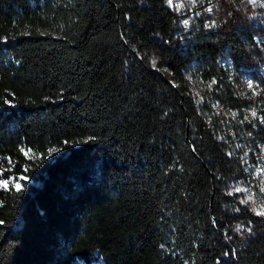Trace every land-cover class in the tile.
<instances>
[{
  "label": "trees",
  "instance_id": "trees-1",
  "mask_svg": "<svg viewBox=\"0 0 264 264\" xmlns=\"http://www.w3.org/2000/svg\"><path fill=\"white\" fill-rule=\"evenodd\" d=\"M229 11L176 39L165 0H0V264H264L225 191L233 139L264 143V32Z\"/></svg>",
  "mask_w": 264,
  "mask_h": 264
},
{
  "label": "rangeland",
  "instance_id": "rangeland-1",
  "mask_svg": "<svg viewBox=\"0 0 264 264\" xmlns=\"http://www.w3.org/2000/svg\"><path fill=\"white\" fill-rule=\"evenodd\" d=\"M237 1L241 3L239 9ZM165 2L174 16L175 24L180 29L178 33L181 34L176 35V39L180 38L179 35L182 37L183 34L187 33L193 20L206 18V24L213 23L221 14H225L230 10L225 21L229 20L231 22L238 15L237 12L240 9L243 11L244 24L248 28L251 27L264 32V0H172L171 4L168 0H165ZM185 20L188 21L187 26L184 24ZM143 57L146 66L158 67V50H149L144 53ZM249 81L252 82L251 88L248 86ZM241 82L245 86L242 87L241 94L244 95L250 92L251 95L248 97L251 99L253 93L256 92L251 76L247 73L243 74ZM192 83L191 88L195 91L197 83L194 81ZM230 153L239 170L228 178L225 191L234 196L235 200L251 213L256 214L258 211H264V143L256 142V147H252L251 141L244 144L243 141L234 138L233 150ZM236 189H240V191H236ZM258 216L264 217V215ZM233 227L240 239H245L247 236L259 231L256 226L244 223H237Z\"/></svg>",
  "mask_w": 264,
  "mask_h": 264
},
{
  "label": "snow or ice",
  "instance_id": "snow-or-ice-1",
  "mask_svg": "<svg viewBox=\"0 0 264 264\" xmlns=\"http://www.w3.org/2000/svg\"><path fill=\"white\" fill-rule=\"evenodd\" d=\"M168 2H169V4H171L172 3V0H168ZM209 11H211V9H209ZM184 24H185V26H187L188 21L185 20L184 21ZM153 63H155V62H153ZM248 86H249V88L252 87V82L251 81H249ZM252 115L255 116L256 113L253 112ZM25 155H27V152L25 153ZM26 179H27L26 176L19 177V180H26ZM10 183H12L11 182V178L4 179V180H0V187L7 189ZM12 187H14L17 191H20L21 188H22V185L17 181L16 183L12 184ZM236 191H240V189H236ZM242 202H246V201H242ZM256 214L257 215H264V211H258ZM0 223H2V221H0Z\"/></svg>",
  "mask_w": 264,
  "mask_h": 264
}]
</instances>
